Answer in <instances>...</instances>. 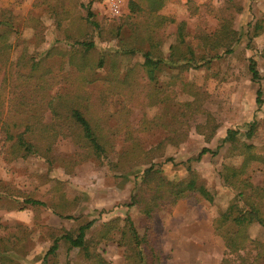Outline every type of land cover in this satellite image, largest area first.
<instances>
[{
  "label": "rangeland",
  "instance_id": "1",
  "mask_svg": "<svg viewBox=\"0 0 264 264\" xmlns=\"http://www.w3.org/2000/svg\"><path fill=\"white\" fill-rule=\"evenodd\" d=\"M87 2L0 0V13L2 10L9 11L15 16L16 26V34L13 31L8 39V61L12 64L6 65L4 76L0 77V85L5 86L2 91L7 106L5 110L9 111L7 115L4 113V118L15 111L17 93H21L22 85H27L29 89L25 100L28 103L33 101L30 87L35 83L34 78L43 71L46 72L43 90L34 99L40 101V106L45 107L41 97L59 91L73 92L78 73L68 63V53L74 49L75 41L89 40L95 43L89 52L90 57H101L104 64L95 68L94 81L84 85L83 90L90 109L110 130L108 134L111 136L114 132L113 142L116 146V152L110 153L107 160L87 158L76 164L74 154L79 148L70 137H60L54 144L51 164L35 156L8 160L6 147H3L1 150L5 152L0 153V188L20 193L17 196L20 198L31 195L46 206L9 210L7 201L0 199V233L12 235L13 242L18 240L14 248L19 254L18 264H92L80 249L69 248L64 240L59 241L54 257L50 256L46 260L44 255L53 237L67 230L75 231L79 225L93 220L86 231L91 250L100 253L106 264H128L123 249L115 243L124 223L123 218L127 215L138 235L145 239L141 248L144 264H220L225 247L222 238L214 233L211 221L227 209L235 195L234 190L223 185L220 172L224 166L240 165L242 156L239 144L242 142L262 147L264 155V0L167 2L158 13L174 21L156 29L160 43L158 47L164 57L169 53L170 44L175 41L176 25L181 21L185 23V39L192 43L198 56L213 54L207 49L211 40L207 42V47L201 46L199 33L216 34L224 22L236 31L238 41L232 43L230 52L223 53L219 49L218 52L222 53L220 57L213 59L207 66L189 68L185 72L186 80L193 85V92H190L191 87H178L175 93H169V99L159 100L152 105H144L146 99L141 87L131 88L132 91H128L130 101H125L124 96L110 84L116 78L123 77L128 69L141 64L142 52L147 48L139 29L134 28L131 21L133 27L122 23L123 16L128 12V0H121L118 14L110 11L107 0H92L90 10L98 20L100 29H91L81 19L56 25L57 14L62 13L63 7L78 13L82 4ZM254 25L262 28L255 36ZM127 46L136 51L131 54ZM23 49L27 50L28 56L40 61L28 81L24 80L30 72L28 65L15 66ZM49 50H53V53L46 55ZM250 59L255 60L260 75L256 81L251 80L248 68ZM177 72V68L164 67L159 77L160 84ZM132 77L137 84L146 83L139 69ZM258 90L260 103L256 102ZM197 100H201L203 112H197L191 118V113L184 110L185 119L188 118L190 122L186 139L178 145L167 144L160 155L154 152L151 160L163 169L166 178L175 180L187 175L185 166L189 165L196 172L198 182L213 195V200L198 198L195 194L175 203L161 199L150 217L141 213L137 205L126 206L130 202L131 192L142 193L145 189L144 186L139 188V185H135L131 170L147 164L141 163L140 159V162L125 169L128 174L114 167L118 161L117 153L129 148L128 141L124 140V132L135 129L142 117L148 120L159 115L169 117ZM174 102L178 103V107ZM207 112L216 125L208 137L198 133L195 127L197 123L204 124ZM37 115L40 116V112ZM21 117H26V114H21ZM44 117L48 119L49 112L45 111ZM125 125L128 127L125 128ZM227 129L237 130L238 143L223 142ZM132 133L138 138L144 153L166 136V132L158 127ZM2 141L0 133V147ZM203 148L209 151L199 156ZM251 181L254 185H262L264 174L261 171L254 172ZM51 206H55L63 216L71 217H58L52 212ZM117 217L118 227L110 232L111 238L100 239L102 224ZM248 236L263 244L261 254L253 260L259 251L252 245L241 254L247 252L246 260L249 263L264 264V229L254 222L248 228Z\"/></svg>",
  "mask_w": 264,
  "mask_h": 264
},
{
  "label": "trees",
  "instance_id": "2",
  "mask_svg": "<svg viewBox=\"0 0 264 264\" xmlns=\"http://www.w3.org/2000/svg\"><path fill=\"white\" fill-rule=\"evenodd\" d=\"M169 1L171 0H128L127 2L128 12L123 16L124 21L122 23L133 27L132 22L134 28L139 29L141 32L143 41L147 43V48L142 52L143 61L141 64L128 69L123 77L116 78L110 83L113 84V89H117L118 93L124 96L125 101H130L128 91H132L131 88L135 89L137 87L144 90L146 99L144 105H152L159 100L169 99V93H175L178 87L181 89L191 87L190 92H193V85L186 80L185 72L189 68L195 69L207 66L213 59L220 57L222 53L218 52L219 49H222L223 53L230 52L232 43L238 41L236 31L230 29L224 22L220 31L216 34L199 33L201 46L207 47V42L211 40V45L207 49L211 50L213 54L198 56L192 43L187 42L185 39V23L181 21L176 25L175 41L170 44L169 53L164 57L158 47L160 43L158 37H156V29L165 23L174 21L172 18L158 13ZM91 2L92 0H88L86 4H82L81 11L78 13H74L70 8L69 10L63 7L62 13L57 14L56 25H60L63 21L74 22L81 19L91 29H100L98 20L94 18V14L90 10ZM260 29L262 28L254 25L253 36L258 35ZM13 31L16 34L15 16L7 10H2L0 13V77L4 76L6 65L10 66L12 64L8 61L10 51L8 39ZM94 46L95 43L89 40L74 42V49L68 53V63L73 65L78 73L75 76L76 88L73 92L59 91L51 96L41 97V102L44 103L45 107L40 106V101H34L35 97L38 96V92L43 90V82L46 78L45 71L34 78L35 83L30 87L33 91V101L28 103L25 100L26 91L29 89L27 85H22L21 93H17L18 102L15 103V111L11 116L8 115L5 118L4 113L7 115L9 111L5 110L7 106L4 104L2 94L5 86L0 85V133L3 138L0 153H4L5 151L1 149L6 147L8 160L35 156L51 164L53 161L51 150L60 137H70L79 148V151L74 154V164L87 158L104 161L108 159L110 153L116 152V146L113 142L114 132L111 133V136L108 134L110 130L104 127L96 113L90 109L87 102L88 97L83 90L84 85L94 81L95 68L102 67L104 64L101 57L97 59L90 57L89 52ZM127 51L133 54L136 50L127 46ZM52 53L53 50H49L46 55ZM39 62V60L33 59L32 56H28L27 50L23 49L16 59L15 66L18 68L28 65L30 72L24 77V80L28 81L32 78V71L37 68ZM164 67L177 68L179 72L171 75L168 80L160 84L159 77ZM248 68L251 80H258L260 75L255 60H249ZM138 69L143 73L146 80L144 85L139 82L137 84L133 80L132 76L134 73H138ZM260 101L258 90L256 102L260 103ZM174 103L178 107V103ZM200 105L201 100H197L193 104L186 105L185 108H180L179 113L177 110L172 115L170 114L169 117L159 115L151 120L142 117L135 129L124 132V140L128 141L129 148L117 153L118 161L115 162L114 167L121 168L124 171L123 174H128L125 169L130 168L134 163L140 162V159H142L141 163L147 164V166L141 165L135 170H131L135 185H139V188L144 186L145 189L142 190V193L131 192L130 202L126 203V206L137 205L141 213L150 217L159 206L161 199L175 203L191 194H195L198 198L208 201L213 200V195L204 185L198 182L196 172L189 165L185 166L187 175L175 180L166 178L163 169L151 160L154 152H158V155H160L167 144L178 145L179 142L186 139L190 122H188V118L185 119L187 116L184 110L187 109L192 118L197 112H203ZM22 109L25 111H21ZM45 111L49 112L48 119L44 117ZM39 112L40 116L37 115ZM21 114H26V117H21ZM206 114L207 120L204 124L197 123L195 127L198 133L208 137V133H213L216 125L213 123L212 116L208 112ZM127 127L128 125H125V128ZM155 127L162 128L166 132V136L154 148L144 153L138 138L133 135L132 131L142 132ZM236 134L237 130L227 129L223 142L238 143ZM239 146L242 156L240 165L238 167L224 166L220 172L223 185L234 190L235 195L227 209L211 221L214 233L222 238L225 247L220 264H252L246 260L247 252H244V255L241 253L251 245L252 248H258L259 252L253 256L254 260L261 254L260 251H262L263 246V244L251 240L248 236V228L255 222L264 229V182L262 185H254L251 181L254 172L261 171L264 174V155L262 154V147L251 143L242 142ZM207 151H209L207 148H203L200 150L199 156ZM2 189L0 188V199L7 201V209L9 210H23L30 206L35 208L37 205L46 206L44 202L33 198L31 195H23L20 198L17 197L20 193L9 191L5 187H2ZM67 193L72 194L71 192ZM75 201L76 199L73 200V202ZM50 208L58 217H71L63 216L55 206ZM34 218L37 219V215L34 214ZM118 220L117 217L103 223V229L99 231V238L102 240L111 238L110 232L118 227ZM123 221L119 238L115 243L118 248L123 249L124 259L128 264H144L141 248L145 239L138 235L129 216L126 215ZM93 222V220H90L79 225L75 231L67 230L61 235L53 237L52 243L44 255L46 260L50 256L54 257L56 255L59 241L64 240L69 248L80 249L84 257L92 264H106L100 253L93 251L95 249L91 250L90 240L86 238V231ZM12 237V235L10 236L5 232L0 233V264H18L17 256L19 254L14 250L18 240L15 238L16 242H13Z\"/></svg>",
  "mask_w": 264,
  "mask_h": 264
},
{
  "label": "built area",
  "instance_id": "3",
  "mask_svg": "<svg viewBox=\"0 0 264 264\" xmlns=\"http://www.w3.org/2000/svg\"><path fill=\"white\" fill-rule=\"evenodd\" d=\"M120 2L121 0H107L110 11H112L114 14H118Z\"/></svg>",
  "mask_w": 264,
  "mask_h": 264
}]
</instances>
